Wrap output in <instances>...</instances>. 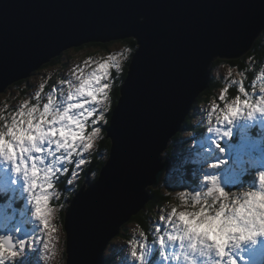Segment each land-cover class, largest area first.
<instances>
[{"label":"water","instance_id":"1","mask_svg":"<svg viewBox=\"0 0 264 264\" xmlns=\"http://www.w3.org/2000/svg\"><path fill=\"white\" fill-rule=\"evenodd\" d=\"M261 6L264 0H0V93L68 48L136 44L106 128L108 159L66 210V264H81L85 227L88 258L105 264L107 244L146 207L147 188L169 167L161 154L208 88L212 62L239 58L258 38ZM123 91L127 111L113 150L108 129Z\"/></svg>","mask_w":264,"mask_h":264},{"label":"clouds","instance_id":"2","mask_svg":"<svg viewBox=\"0 0 264 264\" xmlns=\"http://www.w3.org/2000/svg\"><path fill=\"white\" fill-rule=\"evenodd\" d=\"M108 68L106 61L89 57L72 67L66 78L59 79L57 86L44 96L41 95L44 84H41L34 97L21 100L15 110L8 111L7 105L0 107V160L10 163L13 173L21 177L23 190L33 206L31 216L45 227L51 218L48 190L52 187L56 162L89 151L100 136V130L93 125L109 110L111 103V81L105 83ZM240 92L244 93L242 86ZM252 95L256 99L249 97L241 101L238 96L225 109L217 112L214 107L208 113L206 131L215 134L212 139L215 147L220 148L218 141L232 134L231 128L222 127L225 123L232 125L238 117L264 114V84L259 86V95L255 89ZM98 109L103 111L96 115ZM237 136L240 137L239 129ZM195 146L196 141H192L189 148ZM213 154L208 146L195 152L192 162L202 164L198 187L166 191L169 199L161 208V223L155 224L150 233L137 224L126 241L124 257H118L117 264H149L153 245L157 246L158 258L163 264H238L234 255L237 249L264 236V169L255 173V185L243 184L226 190L218 176L209 171L224 163L211 160ZM4 190L0 188L3 199H7ZM13 202L19 211L17 198ZM0 204L5 209L6 202ZM33 238L0 233V264H16L25 256L26 247L33 249ZM35 241L39 243V236Z\"/></svg>","mask_w":264,"mask_h":264},{"label":"rangeland","instance_id":"3","mask_svg":"<svg viewBox=\"0 0 264 264\" xmlns=\"http://www.w3.org/2000/svg\"><path fill=\"white\" fill-rule=\"evenodd\" d=\"M125 49H128L129 51L126 53L127 60L121 64V71L123 70V67L129 60V57L132 53L131 48L126 43L122 42V40L111 41L106 50L97 47H83L81 49H77L75 47L68 48L61 53L59 62L48 66H41L35 72H32L27 79H23L27 81L23 82L22 84L9 85L4 92L0 93V107L7 105V110L13 111L21 100L34 97L35 93L40 90L41 84H44L43 92H41L42 96H44L47 92H50L54 86H57L59 79L66 78V73L72 67L76 66L77 64H81L85 59L89 57L105 58L110 54L123 52ZM245 64L248 65L247 69L249 71H254L250 82H245V71L241 70L236 65H231L221 61L219 64L213 67L211 74H213L215 79L221 82V87L216 89L213 95L208 97V101H205L200 105L201 108L199 110L195 111L194 123L196 126L199 124L200 126H204L206 128L207 115L209 112L213 111L214 106L216 111L219 112L221 109H225L226 104H231L234 100H236L238 96L241 101L249 97H251L253 100L256 99V96H253L252 93L253 89H255L256 95H259V86L264 84V60L258 64V60H256L254 56L250 55L245 58ZM116 73L117 71L113 70L112 83L116 78ZM241 86L245 90L244 93L249 94L248 97H246L244 93L240 92ZM112 89L113 88L111 85V90ZM233 89L234 91H232ZM221 96H223V99H221ZM102 125L103 122H100L98 126H100L102 129ZM255 126H257L256 129H260V132L258 133L257 137L250 139L247 136L249 127ZM222 127L225 130L231 128L232 134L230 137H223L218 141L220 148H217L212 144V139L215 138V134L208 133L206 130H202L203 133L201 132L200 134H184V136L189 138H200L198 140L195 139L197 145L194 148H189V146L192 144L190 141L186 144V148L178 144L175 148V151L176 149H179V153L183 152V159L189 160L188 163H193L191 157L194 156L195 152H198L196 150H201L203 146H208L212 148L214 153L210 157L211 160L216 162L221 160L224 161V163L218 164L217 167L209 170L212 174H216L218 176L222 187H224L226 190H229L240 187L243 184L255 185L257 182L255 173L261 169H264V140L260 139L261 136L264 135V133L262 135L261 131V128L264 127V114L258 113L253 118H247L246 116L238 117L233 121L232 125L225 123ZM237 129H239L240 137L237 136ZM202 136L206 137L202 142H200ZM99 139L100 138L95 141L93 149L85 154L84 158L86 161H89V156L93 154V151H96ZM169 142L167 144V148L169 146ZM221 148L223 149V152L220 151ZM161 157L164 158L163 154H161ZM177 157L178 156H176V158ZM1 163V165H3L7 171L4 174L0 173V186L1 188H5L4 192H7V200L9 202H6L5 209L0 207V232L15 233V235L19 238H25L28 236H33L35 238L36 236L40 235L41 225L39 221L35 220L31 216L33 208L28 202L27 193L23 190L24 182L18 174L13 173L10 163L4 162L2 160ZM87 164H89V162L85 165ZM193 166L194 172H196L197 175L196 183H191L187 179L186 175L183 177L178 166L176 165L173 167L172 164L171 167L169 166V170L166 171L162 182L159 183L157 188H160L161 191L163 190L165 193L166 191H175L183 188H188L191 190L198 187V172L202 168V164L194 163ZM73 168L74 165H69V172L67 174L61 175V179H57L54 187L59 193V198H53L50 201V206L55 210L52 223L56 226V232L54 233L56 239L51 241V245H54V248H52L47 254L46 259H42L39 245H36L32 250H28L26 247L25 256L16 261V264H66V231L61 216L62 214H66V210L69 206V193H74L68 189L74 188L76 193L80 188H82L83 183H94V181H92L94 175L85 174L84 172L86 169L84 166H81V168L78 170L80 175L77 177H72L71 175ZM244 173L246 174V179L243 178ZM69 179L73 181L72 185L67 183ZM60 183H63V185ZM78 185L80 186L76 190ZM147 189L150 192L151 188L148 187ZM1 192L2 191H0V202L3 200V195ZM14 196L15 199L16 196L18 197L17 201L20 203L18 206L19 211H17L15 208V204L13 202ZM164 204L155 209L157 212L156 218L149 222L148 227L145 229L146 232L150 233L154 230L155 224L161 223L159 221V216L161 214V208ZM27 222L30 224V226H25L24 223L27 224ZM136 225L137 224L134 222H128L124 227L125 234L119 236L116 235L117 237L114 236L111 238L103 253V256L107 259L106 264H117V258L124 257L126 241L131 238ZM161 230H163L162 224ZM262 237L264 245V236ZM151 239L152 237L149 235V240ZM175 247L176 245H173V249H175ZM256 249H258V247L251 248L249 251L247 250V259L245 262H238L241 264H262L263 262L260 261L261 256H255L254 252ZM262 251L264 252V247L262 248ZM158 255L157 246L153 245V251L149 254V264H163L162 259H159Z\"/></svg>","mask_w":264,"mask_h":264},{"label":"trees","instance_id":"4","mask_svg":"<svg viewBox=\"0 0 264 264\" xmlns=\"http://www.w3.org/2000/svg\"><path fill=\"white\" fill-rule=\"evenodd\" d=\"M262 34H263L262 36H259L254 41V43H253L252 47L249 49V51L246 52L245 54H243L242 56H240L239 58L233 59V60L215 59L213 61V63L211 64V67H210V82L208 84V88L197 97V99L195 100V103L193 104V106L191 107V109L189 111V114L186 116V119H185L184 123L182 124L180 131L177 132L176 135L173 136V138L169 142L168 148L163 153V157L171 159L172 163H174V166H176V165L178 166L180 172H182L183 177H184V175H186L187 179L191 183H196V179H197L196 172H194V166H193L194 163H188L186 159L184 160L183 159V156H184L183 152L179 153L180 150L176 149V151H175V148L178 144H180L186 148L187 147L186 144L188 142L195 141L196 138L186 137V136H184L185 133L197 134L198 132L200 133L202 130H206V128L204 126H200L199 124H197L198 126L195 125L194 113H195V111H197L201 108L200 105L202 103H204L205 101H208V99H209L208 97L213 95V93L216 89L221 87V82L214 78L213 74H211V70L213 69L214 66L219 64L221 61H224V62L229 63L231 65H236L241 70H244L245 74H246L245 82L246 81L250 82L252 79L254 71H249L247 69L248 65L245 64V58L247 56H250V55L254 56L255 59L258 60V64H260L264 60V42H263L264 33H262ZM122 42L126 43L131 48L132 53L135 51L136 44L132 38L123 39ZM110 43L109 42L108 43L107 42H105V43L93 42V43L83 44L82 46H79L76 48L81 49L83 47H97V48H102V49L106 50V48L108 47V45ZM59 59H60V55L51 59L50 62H48V64H44L43 66L55 64V63L59 62ZM127 64H128V62H126L125 67L122 66L124 69L123 71L120 70L119 72L116 73V78L112 83L113 89L111 90V110L109 113H107L108 119L110 117L111 111L113 110V108L117 102V99L119 96V93H118L119 87H120V85H121V83L125 77ZM25 81H27V80H20V81L16 82L15 84L19 85ZM232 91H234V89ZM102 126H103L102 132H101V135L99 137L100 139L98 141V144H97L98 147H97L96 151H93L92 152L93 154H91V156H89V164L84 165V167L86 169L84 172L85 174H87V175L94 174L92 181L97 180V178L99 177L100 170L104 166L105 162L107 161L108 156H109V151H110V140L105 137V131H104V128L107 125L103 124ZM256 134H258V131H256V128L255 129L250 128L249 135L251 137H253V136H257ZM176 156H178V157L176 158ZM218 170H215V171H218ZM243 178L244 179L247 178L245 173H244ZM60 184L63 185V183H60ZM80 185L77 186L76 190L78 189V187ZM149 193H151L153 195L151 201L146 205V207L144 209L139 211L136 215H133L130 218V220L128 221L129 223L134 222L136 224H139L144 229H146L148 227V224L151 220L156 218L157 212L155 211V209L157 207H160V205L164 204L169 199V197H167L165 195V193L163 192V190L161 191L160 188H158L157 190H150ZM69 194H68L69 195L68 199H69V203H70L74 197L75 192L69 193ZM64 217H65V214H62L61 218H62L63 224H64ZM128 222H126L124 225H122L120 227V232L117 234V236L125 234V232H124L125 228L124 227L126 226V224ZM24 224H25V226H30V224H28V222H27V224L26 223H24ZM106 261H107V259H106Z\"/></svg>","mask_w":264,"mask_h":264},{"label":"snow or ice","instance_id":"5","mask_svg":"<svg viewBox=\"0 0 264 264\" xmlns=\"http://www.w3.org/2000/svg\"><path fill=\"white\" fill-rule=\"evenodd\" d=\"M261 11L264 12V6H261ZM128 51H129L128 49H125L123 52L110 54L105 58H98L101 62L106 61L109 64L108 73H107L108 79L105 81V83H107L108 81H111V85H112V72H113V70H115L117 72L120 71L122 62L127 60L126 53ZM137 53H138V51H137ZM137 53H136V55H137ZM130 75H131V73L129 74L127 80L124 82L123 89H124V86L126 85L128 79H129ZM243 90H244V88H243ZM221 99H223V96H221ZM122 101H124V91H123L122 99L119 102V106L117 107L115 113L111 117V127L108 129V132L111 135L112 140L114 142L113 150L115 147L117 130L121 127L123 118H124L126 111H127V103L125 102L122 104ZM232 107H235V105H232ZM110 110H111V104L109 105V110L107 112H105L103 114V116H101V118L98 119L96 121V123L93 125V127L98 128L100 130V134L102 132V129L98 125L100 124V122H103L104 125L109 124V119L107 118V113H109ZM118 110L120 112V116H117ZM102 111H103V109H98L96 115H99L100 112H102ZM96 115L93 116V119H96ZM92 149H90L89 151L80 152L79 155L72 154L67 160L57 161L55 166H54L53 171L55 174L51 178L52 187L48 190V192H49L48 205H49V208L51 209V218L48 221V227H45L44 224L40 223L41 228H40V235H39V243L38 244L36 243L35 238H33V248L36 245L40 246V252L42 254L41 255L42 259L47 258V254L51 251L52 248H54V245H51V241L53 239H56V237L54 236V233L56 232V226L52 223V221L54 219V211L55 210L50 206V201L53 198H57V199L59 198V193L56 191V189L54 187L55 182L57 181L59 175H64V174H67L69 172V165H74V168L72 169V172H71L72 177L79 176L80 172L78 170L81 168V166H84L86 163L89 162V161H86V159L84 158L85 154L90 152ZM113 150H112V154H113ZM77 151L79 152V149H77ZM64 155L67 156L68 153H64ZM109 162H110V160L108 161V164H109ZM56 168H58L59 171H56L55 170ZM67 183L69 185H72L73 181L71 179H69ZM68 190L75 192L74 188L68 189ZM80 192L75 193L76 198ZM75 200L73 201V203L75 202ZM45 244H47V247L45 246ZM90 244H91V238H90L87 227H85L82 231L80 240L78 242V245H79V248L81 251V255H82L81 264H92V261L88 258V251H89Z\"/></svg>","mask_w":264,"mask_h":264},{"label":"bare ground","instance_id":"6","mask_svg":"<svg viewBox=\"0 0 264 264\" xmlns=\"http://www.w3.org/2000/svg\"><path fill=\"white\" fill-rule=\"evenodd\" d=\"M262 33H264V28L260 31V34H259V36L260 35H262ZM258 36V37H259ZM108 43V42H107ZM110 43V42H109ZM248 52V51H247ZM61 55V54H60ZM50 62V61H49ZM213 63V62H212ZM45 64H47V63H45ZM44 65V64H43ZM42 65V66H43ZM37 70V69H36ZM35 70V71H36ZM35 71H33V72H35ZM26 78H28V77H26ZM26 78H23V79H26ZM22 78H20V79H18V81H20V80H23ZM18 81H16V82H18ZM16 82H14V83H12V84H15ZM204 92V91H203ZM119 97V96H118ZM197 99V98H196ZM118 100V99H117ZM117 103V102H116ZM195 103V102H194ZM193 103V104H194ZM112 112V111H111ZM186 119V118H185ZM108 126V125H107ZM107 126L104 128V131H105V137H106V128H107ZM202 132V131H201ZM200 132V133H201ZM199 133V132H198ZM199 133V134H200ZM203 133V132H202ZM206 135H207V133H206ZM206 136H202V138H201V141L200 142H202L203 140H204V138H205ZM107 138V137H106ZM108 139V138H107ZM198 139H200V138H196V140H198ZM166 150V149H165ZM165 150H164V152H165ZM196 151H200V150H196ZM163 152V153H164ZM165 160H169V166L171 167V165L173 164V167H174V163H172V160L171 159H168V158H164ZM187 160V159H186ZM219 160V159H218ZM189 160H187V162H188ZM170 167H167L166 168V170H164V172H163V174H162V178H161V182H162V180H163V178H164V175H165V173H166V171H168L169 170V168ZM98 179V178H97ZM97 180H95L94 181V183L96 182ZM160 182V183H161ZM94 183H90V184H87V182H85V183H83V186L82 187H86V186H90V185H92V184H94ZM0 188H1V186H0ZM149 188H151V187H149ZM18 189H20V188H18ZM158 188L156 187V188H151V190H157ZM148 190V189H147ZM23 193V192H22ZM149 193V192H148ZM150 195H151V197L148 199V201L147 202H150L151 201V199H152V194L151 193H149ZM120 231V229L118 230V232ZM254 247H258V249H256L255 250V256L256 257H259V256H261V258H260V261L261 262H264V252L262 251V248L264 247V245H263V237L262 236H259V237H257V239H256V242L255 243H253V242H249V243H244V244H242V246L239 248V249H237V253H234V255L236 256V259H237V261H239V262H245V260L247 259V250L249 251L251 248H254ZM261 250V251H260ZM105 251V250H104ZM243 257V258H242ZM158 260V259H157ZM158 262H159V260H158ZM238 262V264H241V263H239ZM160 264V263H159Z\"/></svg>","mask_w":264,"mask_h":264}]
</instances>
